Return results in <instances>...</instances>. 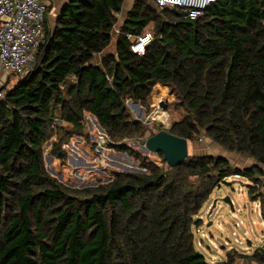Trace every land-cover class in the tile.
<instances>
[{
    "label": "trees",
    "instance_id": "1",
    "mask_svg": "<svg viewBox=\"0 0 264 264\" xmlns=\"http://www.w3.org/2000/svg\"><path fill=\"white\" fill-rule=\"evenodd\" d=\"M124 2L69 0L54 24L47 19L31 71L2 87L0 264H212L194 234L212 192L238 175L254 183L250 194L264 188V0H217L196 19L135 0L115 36ZM148 27L153 40L138 55L125 34ZM114 39L116 54L95 63ZM159 84L176 92L186 111L167 131L188 140L203 134L255 164L189 155L166 167L162 153L163 166L131 148L127 140L145 137L148 127L132 118L127 101L149 106ZM88 113L111 139L109 148L147 171H118L84 188L51 176L45 144L57 137L60 155L73 136L89 139ZM233 253L217 264H234ZM251 258L264 263V251Z\"/></svg>",
    "mask_w": 264,
    "mask_h": 264
},
{
    "label": "rangeland",
    "instance_id": "2",
    "mask_svg": "<svg viewBox=\"0 0 264 264\" xmlns=\"http://www.w3.org/2000/svg\"><path fill=\"white\" fill-rule=\"evenodd\" d=\"M133 1L125 0L124 11L131 7ZM147 1L152 6L155 5L153 0ZM55 19L56 14L53 13L49 18L50 23L54 24ZM148 31L151 32V28L148 27L146 32ZM115 46L113 43L112 48ZM35 56L36 53L34 62ZM18 80L19 78L8 77V81L11 82L7 88H10L12 84L15 85ZM149 100V106L132 99L127 101L132 118L142 121L148 127L145 137L127 140V143L131 148L163 166L164 162L160 154L143 148L140 142L147 139L151 133L169 129L173 123L182 120L186 111L180 105L177 93L173 92L169 86L157 85ZM161 102L166 104V109L160 105ZM85 121L90 138L80 136L70 138L62 146L65 150L62 157L54 151L53 145L58 142L57 137L45 144L44 160L51 176L69 187L84 188L108 183L118 171L136 173L147 171L146 169L143 171L139 161L132 156L111 148L105 150L101 160L97 161L95 150L97 132L98 130L101 134L105 132L100 129L97 121L89 113L86 114ZM189 155L224 156L240 168L255 164L253 159L230 152L203 134L197 135L195 140H189ZM164 166L167 167L168 163ZM250 186H254V183L249 178L240 175L231 176L212 192L200 211L198 217L203 223L198 228L194 227L195 246L208 262L212 264L225 262L232 247L237 251L236 255H233L236 262L234 264H241L242 254L252 253L254 248L261 246L264 241V218L261 213L260 199L264 194V188H260L257 191L258 195H254L256 192L250 194ZM226 197H230L233 206L224 202ZM212 209L213 212L210 214ZM210 222H212L211 226H209ZM226 242L229 244L227 245ZM247 247H250L249 250L246 249Z\"/></svg>",
    "mask_w": 264,
    "mask_h": 264
},
{
    "label": "built area",
    "instance_id": "3",
    "mask_svg": "<svg viewBox=\"0 0 264 264\" xmlns=\"http://www.w3.org/2000/svg\"><path fill=\"white\" fill-rule=\"evenodd\" d=\"M153 1L160 9L180 8L187 18L196 19L203 16L209 6L217 0ZM49 14L46 0H0V100L4 98L5 91L2 87L8 77H24L31 71L35 63L34 54L39 46L45 43V28ZM114 33L115 36L121 34L118 25L114 27ZM125 36L132 42L131 50L138 55H144L147 46L153 40V35L149 31L137 36L126 33ZM58 124L59 122L55 121L53 127L56 128ZM97 133L95 150L96 160L99 161L102 153L109 148L111 139L106 132L101 134L98 130ZM256 248L264 251V241ZM233 249L231 247V250Z\"/></svg>",
    "mask_w": 264,
    "mask_h": 264
},
{
    "label": "water",
    "instance_id": "4",
    "mask_svg": "<svg viewBox=\"0 0 264 264\" xmlns=\"http://www.w3.org/2000/svg\"><path fill=\"white\" fill-rule=\"evenodd\" d=\"M176 10V8H173ZM164 109L167 108L166 104H160ZM100 129H104L99 125ZM143 148L155 153H162L164 155L165 161L171 167H176L181 164L189 156V140L183 137H179L170 133L167 130H160L152 136H149L147 139L140 142ZM126 154V153H122ZM62 157V153H60ZM145 171V169L143 170ZM259 192H256L254 195H258ZM224 202L233 206V202L230 197H226ZM216 204V203H215ZM214 204V206H215ZM213 212V209L210 211V214ZM212 222L209 223L211 226Z\"/></svg>",
    "mask_w": 264,
    "mask_h": 264
},
{
    "label": "crops",
    "instance_id": "5",
    "mask_svg": "<svg viewBox=\"0 0 264 264\" xmlns=\"http://www.w3.org/2000/svg\"><path fill=\"white\" fill-rule=\"evenodd\" d=\"M47 1V3H48V5H49V10H50V14H49V18L52 16V14L53 13H55L56 14V17L58 16V14L60 13V11L62 10V8L65 6V4L69 1V0H46ZM135 1V0H134ZM134 1H133V3H132V5H131V7L130 8H128L127 9V11H124V5H123V9H122V11H121V13H119L118 14V17H119V24H118V26L125 20V18H126V16H127V14H128V12L132 9V7H133V4H134ZM48 18V19H49ZM56 20V19H55ZM120 27V26H119ZM113 43H115V45H116V39H114V41H113ZM112 43V44H113ZM112 44H111V46H109V48L105 51V52H103V53H101V54H98V55H96L95 56V63H97V64H100L101 63V61H102V58L105 56V55H107V54H110V53H112V54H116V46H115V48H112ZM3 81L5 80V77L3 76V79H2ZM6 81H8V78L6 79ZM11 82V81H10ZM9 81H8V85H10L9 83H10ZM12 84V83H11ZM14 84H12V86H13ZM160 85V84H159ZM90 116H92V117H94L92 114H89ZM94 119L96 120V118L94 117ZM97 121V120H96ZM98 123V122H97ZM263 196V195H262ZM262 196L260 197V199L262 198ZM261 213H262V208H261ZM255 223V222H254ZM249 248L250 247H247L246 249L247 250H249ZM257 249H259V248H254V250H253V252L252 253H250V254H242L243 256H247V258L246 257H243L242 259H240L241 261H242V263L241 264H264V263H260V262H258V261H256L255 259H252L251 258V256L254 254V252L257 250ZM261 250V249H260ZM235 252H237L236 250H234V253H233V255H235L236 253ZM236 263V262H235Z\"/></svg>",
    "mask_w": 264,
    "mask_h": 264
}]
</instances>
